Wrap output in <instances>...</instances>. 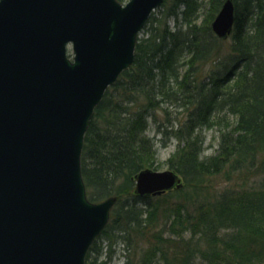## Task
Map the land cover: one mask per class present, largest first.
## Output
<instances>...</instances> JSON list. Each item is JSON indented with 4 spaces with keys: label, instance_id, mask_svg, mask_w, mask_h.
Wrapping results in <instances>:
<instances>
[{
    "label": "trees",
    "instance_id": "16d2710c",
    "mask_svg": "<svg viewBox=\"0 0 264 264\" xmlns=\"http://www.w3.org/2000/svg\"><path fill=\"white\" fill-rule=\"evenodd\" d=\"M233 1L235 23L222 40L212 22L225 0H210L202 21L198 0H168L143 29L134 64L97 106L82 174L91 201L117 202L86 264H111L119 242L135 253L125 264L264 262V0ZM164 103L182 110L167 166L184 187L140 197L135 176L158 168L146 132L150 120L164 127ZM224 111L235 125L222 130L217 153L205 158L201 130L223 122ZM255 176L259 184L247 185ZM214 178L230 185L217 188Z\"/></svg>",
    "mask_w": 264,
    "mask_h": 264
},
{
    "label": "water",
    "instance_id": "95a60500",
    "mask_svg": "<svg viewBox=\"0 0 264 264\" xmlns=\"http://www.w3.org/2000/svg\"><path fill=\"white\" fill-rule=\"evenodd\" d=\"M164 1L0 0V264H86L117 197L89 199L85 136ZM234 23L225 0L212 30ZM135 179L141 197L183 187L173 170Z\"/></svg>",
    "mask_w": 264,
    "mask_h": 264
},
{
    "label": "rangeland",
    "instance_id": "374dc122",
    "mask_svg": "<svg viewBox=\"0 0 264 264\" xmlns=\"http://www.w3.org/2000/svg\"><path fill=\"white\" fill-rule=\"evenodd\" d=\"M129 0H124L122 3L125 4ZM168 0H165L163 4H165ZM201 4L200 7V19L201 21L204 20L209 15V8H210V0H198ZM160 10L157 9L158 12ZM155 11V12H156ZM173 25V22H172ZM141 37V34L140 36ZM163 109L159 111L158 115L161 117V126L164 124V127H161V131L157 127V125L150 120L149 126L147 129L146 134L153 139L155 142V153H156V163L158 165V168L155 169L157 171H165L168 170L167 161L172 157V155L175 153L178 141L174 138V136L170 133L172 131V128L176 126V119L179 115V112L182 110L179 108V104H163ZM221 116H223V122H219L218 124H215L214 126H211L209 128L201 130L202 137L204 139L203 144V153L202 156L205 158H209L217 153L219 149L220 144V137L222 130H231L236 121V117H234L232 114L224 111L221 113ZM165 130V131H163ZM261 180V176H255L253 177L249 182L248 179L246 180L247 185H258V180ZM213 184L217 188H225L226 186H229L230 184L226 183V180L224 178H217L213 179ZM245 183V179H242L240 181V185ZM184 183V182H183ZM184 187V185H183ZM155 197V196H154ZM157 197V196H156ZM102 245L105 247L107 245V242H102ZM115 254L113 257V260L111 264H124L127 260V255L130 254V258L132 259L135 256V253L132 249L128 250L125 248L123 243L119 242L114 246ZM154 264H161L158 260ZM261 264H264L261 263Z\"/></svg>",
    "mask_w": 264,
    "mask_h": 264
}]
</instances>
